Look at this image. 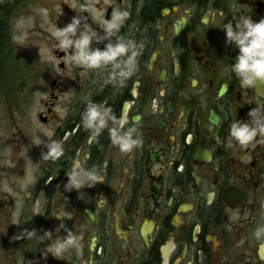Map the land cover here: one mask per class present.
Masks as SVG:
<instances>
[{
  "label": "flooded vegetation",
  "instance_id": "af4514ba",
  "mask_svg": "<svg viewBox=\"0 0 264 264\" xmlns=\"http://www.w3.org/2000/svg\"><path fill=\"white\" fill-rule=\"evenodd\" d=\"M96 8L102 19L113 8L129 11L117 35L144 43L137 71L123 85L105 84L110 68L66 65L55 41L33 122L18 91L3 93L5 111L21 116L10 117L3 143L0 264H264V233L255 235L264 228V143L228 146L231 124L264 108V83L241 87L230 71L239 50L223 32L234 16L264 18V0H99ZM88 23L104 35L98 21ZM89 101L126 116L141 143L123 153L108 129L93 136L81 119ZM53 141L65 153L55 162L42 159ZM8 146L18 158L13 168L4 165ZM78 154H90L84 166L104 179L67 191ZM59 211L72 218L57 220ZM32 230L37 236L27 239ZM69 230L80 238L79 254L45 257L52 241L38 237L51 231L63 239Z\"/></svg>",
  "mask_w": 264,
  "mask_h": 264
},
{
  "label": "clouds",
  "instance_id": "9594fccd",
  "mask_svg": "<svg viewBox=\"0 0 264 264\" xmlns=\"http://www.w3.org/2000/svg\"><path fill=\"white\" fill-rule=\"evenodd\" d=\"M99 0H84L83 3H76L73 0L71 8L76 10L80 15L72 18V21L65 27L60 28L49 25L48 31L50 36L56 41L53 47L60 52L65 53V64H73L83 69H108L105 84L123 85L132 77L138 68V58L144 48V43H137L134 39H125L118 36L122 25L129 17L128 10L113 8L110 19H102L101 13L98 12L96 4ZM87 13L88 15H83ZM39 14L43 19L41 27L49 24V12L46 8L39 9ZM89 18L94 22H99L103 29L104 35L88 23ZM234 21V23H233ZM31 23V18H29ZM225 33V43L228 46L238 48V54L230 71L236 76L242 88H253L258 82L264 83V18L254 21L251 16L233 17L231 21L223 24ZM112 37H116L115 42H111ZM15 39L23 42L24 37ZM104 40L110 41L105 48H93V43H101ZM249 119L245 122L236 121L230 126V141L228 146L231 147V141L234 140L241 147H247L253 142L264 143V108L257 106L248 112ZM82 125L89 130L93 136H99L105 129H108L111 142L118 146L123 153L131 152L141 141L135 138L137 132L135 127H127L129 121L126 116L117 118L110 107L102 104L88 102L85 111L82 114ZM111 125V126H110ZM257 137L260 139L257 141ZM40 143L39 140L36 141ZM47 151L42 154V159L57 161L64 156L62 143L53 141L45 145ZM90 154H86L83 159H73L71 170L66 173L68 180L65 184L67 191L73 189L79 191L87 187H93L97 183L103 182L104 177L93 167L91 169L84 166ZM34 212L39 215L40 208L37 206ZM19 213H17L18 215ZM57 220L71 219L69 212L59 211L55 216ZM60 227H65L61 223ZM58 231V230H57ZM264 233V228L258 229L255 233L260 238ZM27 239L37 236L36 230L26 233ZM20 237H15L19 239ZM41 242L51 240L44 253L51 254L56 259H62L64 253L70 249H75L77 254L80 252V238L68 231L63 239H53L51 231H45L43 236L38 237Z\"/></svg>",
  "mask_w": 264,
  "mask_h": 264
},
{
  "label": "rangeland",
  "instance_id": "374dc122",
  "mask_svg": "<svg viewBox=\"0 0 264 264\" xmlns=\"http://www.w3.org/2000/svg\"><path fill=\"white\" fill-rule=\"evenodd\" d=\"M72 3L73 0H21L19 3L21 7L10 17L8 38L11 40L13 53L7 64L8 73L0 83V176L3 172V169H1L3 165V143L4 141L6 143V139L11 132L9 129L10 117L21 116L19 110L13 107L8 108V113L5 111L3 93L8 94V92L18 91L20 98H24L23 102H27L24 104L26 113L24 115L30 122H33L39 103L46 98V91L44 90L48 88L49 68L54 62L52 43L55 40L50 36L47 29L49 25L63 28L72 21L73 17L78 16L77 9L74 10L70 7ZM41 8H46L49 12V24H45L43 27H41L43 19L39 14ZM29 18H31V23H29ZM16 37H24L23 42L21 43L20 40L15 39ZM31 85H37L36 88L40 86L41 92H35L36 88L29 89ZM13 97L8 96L5 100L8 102ZM20 98L18 97V99ZM12 154L8 146V155L4 162L7 168H13L15 159L18 160L16 156L12 157ZM19 159L21 160L22 156ZM25 160L31 166L29 169V172H31L33 168L32 159L27 157L24 162ZM13 178V180L16 179L15 175H13ZM2 245L3 236L0 234V256L2 255ZM2 260L3 257H0V261Z\"/></svg>",
  "mask_w": 264,
  "mask_h": 264
},
{
  "label": "trees",
  "instance_id": "16d2710c",
  "mask_svg": "<svg viewBox=\"0 0 264 264\" xmlns=\"http://www.w3.org/2000/svg\"><path fill=\"white\" fill-rule=\"evenodd\" d=\"M21 0H0V83L2 78L8 73L9 57L12 55L11 40L8 38L10 32L9 20L16 11L14 8H19ZM16 92V90H15Z\"/></svg>",
  "mask_w": 264,
  "mask_h": 264
}]
</instances>
